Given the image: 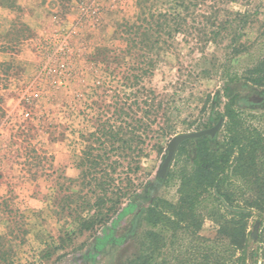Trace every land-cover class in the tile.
<instances>
[{"label":"rangeland","instance_id":"rangeland-1","mask_svg":"<svg viewBox=\"0 0 264 264\" xmlns=\"http://www.w3.org/2000/svg\"><path fill=\"white\" fill-rule=\"evenodd\" d=\"M222 7L256 12L241 36L255 45L229 65L241 75L264 53V1ZM136 12V0H0V240L16 263L124 264L136 252L135 242L124 238L136 209L120 211L106 230L73 234V218L89 201L78 166L82 153L101 124L117 128L118 108L124 105L132 125L136 101L146 109L145 91L151 89L169 107L160 124L165 119L175 126L163 153L147 146L140 171L130 174L139 192L154 183L173 138L212 128L215 113L223 112L222 104L204 108V102L222 87L228 42L200 50L194 40L175 35L166 40L153 73L137 77L138 61L115 35L117 23ZM245 105L248 122L260 124L252 115L264 112V96H249ZM156 196L175 203V184L159 186ZM123 203L125 208L128 200ZM145 229L141 224L137 232ZM215 230L206 220L200 235L213 239Z\"/></svg>","mask_w":264,"mask_h":264},{"label":"trees","instance_id":"trees-1","mask_svg":"<svg viewBox=\"0 0 264 264\" xmlns=\"http://www.w3.org/2000/svg\"><path fill=\"white\" fill-rule=\"evenodd\" d=\"M237 1L136 0V14L116 25V37L138 61L137 77L153 73L166 40L175 35L194 40L200 50L228 42L220 66L222 87L204 102V108L209 102L211 107L222 104L223 112L215 113V123L222 118V127L214 138L183 142L164 179L156 178L139 192L131 177L148 156L147 146L161 155L163 143L175 133L165 119L160 124L159 116L169 107L154 90L145 91L146 109L136 101L132 125L123 105L117 110V128L106 121L89 135L78 165L89 201L82 202L83 213L73 218V234L106 230L120 211L136 209L124 237L135 242L136 252L124 264H257L258 259L264 264V112L252 115L260 122L257 126L245 113L246 98L264 96V53L244 74L230 71L232 59L249 54L255 45L242 42L241 36L256 12L222 7ZM143 58L145 69L140 67ZM171 183L176 186L175 203L156 196L159 186ZM206 220L216 227L213 239L200 235ZM141 224L147 229L138 233ZM2 249L0 240V264H20Z\"/></svg>","mask_w":264,"mask_h":264},{"label":"water","instance_id":"water-1","mask_svg":"<svg viewBox=\"0 0 264 264\" xmlns=\"http://www.w3.org/2000/svg\"><path fill=\"white\" fill-rule=\"evenodd\" d=\"M223 119L219 118V121L215 126H213L210 129H205V130H200V131H195V132H190V133H185V134H180L173 138L167 145L166 148V153L163 158V161L159 167L158 173L156 178L158 179H164L169 168L171 167V164L174 160L175 154L179 148V146L187 141V140H195L198 138H202L204 136H209L211 138H214L218 132L220 131L222 127Z\"/></svg>","mask_w":264,"mask_h":264}]
</instances>
